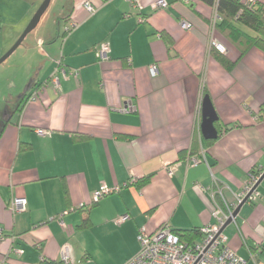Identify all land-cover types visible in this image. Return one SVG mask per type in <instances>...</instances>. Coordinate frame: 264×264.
Returning <instances> with one entry per match:
<instances>
[{"label":"crops","instance_id":"obj_1","mask_svg":"<svg viewBox=\"0 0 264 264\" xmlns=\"http://www.w3.org/2000/svg\"><path fill=\"white\" fill-rule=\"evenodd\" d=\"M43 1L0 0V58ZM138 1L140 8L68 0L62 28L50 18L51 3L15 50L28 65L16 107L5 117L0 111V264L60 263L64 247L71 264H124L139 250L140 229L213 224L210 193L220 189L234 203L249 177L263 174L264 54L252 49L228 71L210 54L215 42L238 57L213 33V7L164 0L166 9H153L159 0ZM103 42L106 61L97 57ZM203 94L221 130L213 141L200 131ZM127 106L133 110L122 112ZM194 158L201 162L191 165ZM101 187L111 192L94 202ZM256 191L223 230L246 264H264V178ZM19 198L25 211L13 214L9 204Z\"/></svg>","mask_w":264,"mask_h":264},{"label":"built area","instance_id":"obj_2","mask_svg":"<svg viewBox=\"0 0 264 264\" xmlns=\"http://www.w3.org/2000/svg\"><path fill=\"white\" fill-rule=\"evenodd\" d=\"M134 7L140 8L138 0H126ZM254 2V0H248ZM168 7L164 0L157 1L152 5L153 9H166ZM84 8L89 12H93V8L84 4ZM214 22L212 27H214ZM181 27L188 29L190 25L187 22H182ZM212 45L220 52L224 53V48L215 42ZM108 45L103 42L97 49V57L101 61L108 60ZM151 76L157 74V67L151 66L149 68ZM62 76L65 78L66 74L61 71ZM76 76V73H72ZM52 85L56 88L59 87V78L56 75L51 77ZM30 100H34L31 97ZM133 110L132 106L122 108V112L128 113ZM41 134V132H40ZM191 165H197L201 161L198 158L189 160ZM168 176H172L175 172V167L170 166L165 169ZM259 180L258 175H251L248 182L246 183L242 193L235 197L234 203H228L224 200L220 189L212 191L211 198L214 202L213 218L214 223L201 228V238L195 241L193 244H184L179 241L178 236L168 226H162L153 233H147L145 229H140L137 242L139 244L138 252L127 260L124 264H246V261L236 255L227 246V237L223 234V228L225 224L230 221L234 222L235 218L233 214L238 205L248 195V201H256L259 194L254 190L255 185ZM109 191L106 187H101L98 192L95 193L94 202H97L103 196H106ZM26 208V200L19 198L14 199L9 204V209L13 214L22 213ZM128 216H122L119 218V222H124ZM61 226H64L63 221H59ZM4 240V236L0 229V241ZM19 254L22 251L18 252ZM64 264H71L70 250L68 247L63 248V259Z\"/></svg>","mask_w":264,"mask_h":264},{"label":"trees","instance_id":"obj_3","mask_svg":"<svg viewBox=\"0 0 264 264\" xmlns=\"http://www.w3.org/2000/svg\"><path fill=\"white\" fill-rule=\"evenodd\" d=\"M213 7L216 13L214 29L216 34L230 45L238 54L236 61H232L225 54L220 53L215 47L210 49L211 56L226 70L230 71L236 62L241 60L250 50L256 49L264 54V3L250 2L248 0H200ZM168 45L172 44L171 38L164 34ZM206 94H203V97ZM216 124V123H215ZM218 133L221 132L217 126ZM146 177L136 183L140 188L149 182ZM87 226V222L83 227ZM200 229L176 232L179 241L184 244H193L201 238ZM41 264H64L42 261Z\"/></svg>","mask_w":264,"mask_h":264},{"label":"water","instance_id":"obj_4","mask_svg":"<svg viewBox=\"0 0 264 264\" xmlns=\"http://www.w3.org/2000/svg\"><path fill=\"white\" fill-rule=\"evenodd\" d=\"M51 0H44L42 2V4L40 5V7L37 9L36 13L33 15L32 19L30 20L29 24L27 25V27L24 29L23 33L20 35V37L18 38V40L14 43V45L0 58V64H2L6 59H8L13 53L14 51L20 46V44L22 43V41L25 39V37L30 34L38 25L40 19L42 17H47V15L45 14V11L47 10V8L49 7ZM66 5L68 6V1H66ZM66 10L61 12V13H57L54 15H51V19H61L64 18L66 16ZM201 123H200V131H201V135L202 138L206 141H213L216 140L218 137V132L216 130V128L214 127V124L217 122L218 118L217 115L215 113V110L213 108V105L211 103L210 98L205 95L202 100H201ZM264 178V172L261 175L260 179L258 180L257 184L254 187V190L257 189L258 185L260 184L261 180ZM248 194L243 201L238 205V207L236 208L233 217L236 218V216L238 215V212L240 210V208L242 207L243 204H245L248 201L249 198ZM231 222L228 221L224 227H226L228 224H230ZM224 230V228H223Z\"/></svg>","mask_w":264,"mask_h":264},{"label":"rangeland","instance_id":"obj_5","mask_svg":"<svg viewBox=\"0 0 264 264\" xmlns=\"http://www.w3.org/2000/svg\"><path fill=\"white\" fill-rule=\"evenodd\" d=\"M66 1L68 0H54L53 2L51 0L50 4L52 3V9L56 13H61L65 10L68 13L67 7H64ZM62 19L56 20L60 23V28H62ZM212 31L216 34L214 27H212ZM20 53L19 51H14L8 59L0 64V111L2 112V117H5L13 109L14 104L18 102V93L24 82V74L28 63L22 65Z\"/></svg>","mask_w":264,"mask_h":264}]
</instances>
